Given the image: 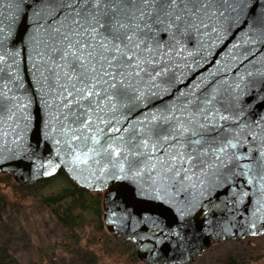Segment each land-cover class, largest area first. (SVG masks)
Returning a JSON list of instances; mask_svg holds the SVG:
<instances>
[{
    "label": "snow or ice",
    "instance_id": "snow-or-ice-1",
    "mask_svg": "<svg viewBox=\"0 0 264 264\" xmlns=\"http://www.w3.org/2000/svg\"><path fill=\"white\" fill-rule=\"evenodd\" d=\"M0 8L13 10L17 31L24 24L25 32L40 34L33 48L39 63L28 57L38 91L58 101L59 123L71 140L92 141L74 161L103 154L121 173L125 165L137 175L148 171L161 188L203 184L212 168L233 203L255 197L248 234L264 232V115L246 113L249 101L241 102L230 84L225 97L214 80L182 89L184 73L177 75L209 57L220 65L222 54L240 81L259 78L264 85V0H0ZM5 28L12 32L0 26V50ZM21 56L20 49L0 52L8 69L5 76L0 67V118L12 119L25 107L16 95ZM161 92L171 95V104L135 123L127 119L122 109L130 111L129 103ZM195 206L177 211L185 215Z\"/></svg>",
    "mask_w": 264,
    "mask_h": 264
},
{
    "label": "water",
    "instance_id": "water-1",
    "mask_svg": "<svg viewBox=\"0 0 264 264\" xmlns=\"http://www.w3.org/2000/svg\"><path fill=\"white\" fill-rule=\"evenodd\" d=\"M12 11L0 8V26L12 27L10 34L5 28L4 34L8 35V39L5 49L0 52L22 50V56L18 57L16 95L25 107L12 119L0 118V175L9 174L17 184L28 186L63 171L78 187L102 193L104 227L115 239L128 242L143 264H190L212 245L264 235V232L255 236L248 234L247 221L255 211V197H245L241 204L233 203L234 198L227 195L225 184L213 174L215 170L212 168L201 176L203 184L161 188L158 183H153L155 177L148 171L137 175L135 171L128 172L125 165L126 171L121 173L111 166L103 154H90V159L85 163L74 161L73 157L80 151L87 152L93 146L92 141L83 138L71 140V135H66L67 129L60 126L58 101L38 91L39 85L31 69L33 61L39 63L33 48L41 37L31 29L25 32L24 24L17 31L11 22ZM220 47L217 44L213 48V55ZM30 54L33 61L28 58ZM216 60H220L221 64L217 65L209 57L195 71L178 70V76L184 73V82L179 87L184 89L186 85L200 81L207 86L214 80L212 86L220 87L227 97L224 90L230 84L231 91L239 92L241 102L249 101L243 105L246 113L264 115V103L260 102L264 97V85L260 79L256 78L254 83H250L245 76L244 81H240L235 69L224 67L222 54L216 56ZM0 67H4L3 75L6 76L8 69L3 64ZM218 67L222 68L220 74H216ZM3 83L0 81V87ZM171 103V95L161 92L141 102L132 101L127 105L130 111H122L131 123H135L144 115H151ZM117 118L123 119L119 114ZM124 127H130V124L121 126V134L126 135L123 133ZM100 139L103 142L105 137ZM66 141L75 149L71 154ZM100 168L104 171L101 172ZM113 173L120 178H114ZM239 187L240 182L237 181L236 188ZM246 190L251 192L250 188L246 187ZM187 204L196 206L181 215L177 208H184Z\"/></svg>",
    "mask_w": 264,
    "mask_h": 264
},
{
    "label": "rangeland",
    "instance_id": "rangeland-1",
    "mask_svg": "<svg viewBox=\"0 0 264 264\" xmlns=\"http://www.w3.org/2000/svg\"><path fill=\"white\" fill-rule=\"evenodd\" d=\"M63 185L55 180L27 190L11 176L0 175V192L9 213L8 220L0 224V244L19 264H143L128 242L109 234L102 217L100 227L89 213L81 227L72 226L71 220L62 226L44 198L60 192ZM197 262L264 264V236L211 246Z\"/></svg>",
    "mask_w": 264,
    "mask_h": 264
},
{
    "label": "trees",
    "instance_id": "trees-1",
    "mask_svg": "<svg viewBox=\"0 0 264 264\" xmlns=\"http://www.w3.org/2000/svg\"><path fill=\"white\" fill-rule=\"evenodd\" d=\"M4 176H10L9 174ZM61 180L64 184L63 189L55 195L44 198V202L52 211L59 223L66 227L68 221L73 222L72 226L81 227L84 215L89 213L96 220L97 225L101 226L102 217V193L89 192L75 185L63 172L56 176L44 180L40 183L24 186V189L38 188L51 181ZM8 202L0 192V224L8 220ZM0 264H19L9 250L0 244Z\"/></svg>",
    "mask_w": 264,
    "mask_h": 264
},
{
    "label": "flooded vegetation",
    "instance_id": "flooded-vegetation-1",
    "mask_svg": "<svg viewBox=\"0 0 264 264\" xmlns=\"http://www.w3.org/2000/svg\"><path fill=\"white\" fill-rule=\"evenodd\" d=\"M262 236H264V235H262ZM246 238H250V237H245V238H241V239H237V240H234V241H229V242H238V241H240V240H244V239H246ZM225 243V242H224ZM221 244V243H220ZM217 245V244H216ZM212 246H214V245H212ZM200 256H198L192 263H190V264H201V263H198L197 262V260H198V258H199ZM257 257V256H256ZM251 258V257H250ZM249 260H251V259H249ZM235 263H237V264H241L240 262H235Z\"/></svg>",
    "mask_w": 264,
    "mask_h": 264
}]
</instances>
